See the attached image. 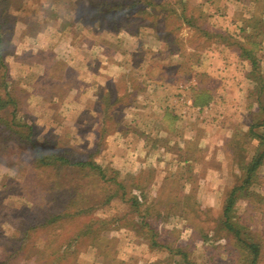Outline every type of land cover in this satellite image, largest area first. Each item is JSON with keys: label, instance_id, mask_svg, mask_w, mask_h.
Masks as SVG:
<instances>
[{"label": "rangeland", "instance_id": "374dc122", "mask_svg": "<svg viewBox=\"0 0 264 264\" xmlns=\"http://www.w3.org/2000/svg\"><path fill=\"white\" fill-rule=\"evenodd\" d=\"M87 1L2 0L0 21L10 45L0 91L7 85L17 97V120L32 124V138L69 155L85 158L91 152L107 177L124 187L76 167H35L25 142L28 130L23 144L17 143L20 134L9 128L5 109L0 111V214L7 220L2 230L9 233L24 216L43 219L75 200L78 207L94 208L84 217L57 221L66 235L92 215L121 219L119 228L104 232L93 246L83 240L76 264H90L92 253L105 264H120L118 256L125 254L148 258L149 228L174 250L156 247L158 264H185L178 248L191 264H241L244 254L224 225L223 210L261 147L252 133L264 134L263 15L247 20L244 11L232 9L242 24L230 26L214 7L222 0H155L166 4L153 10L138 5L116 26L92 18L101 25L95 30L77 16ZM151 21L155 26H140ZM249 41L258 43L260 64L254 70L239 55L243 43L253 46ZM150 69L153 78L146 74ZM128 83L143 89L130 103L128 95L116 102L108 117L99 105L100 89L110 85L121 96L126 87L132 89ZM163 95L171 97L169 124L143 123L146 116L161 115L150 108ZM102 119L109 125L101 133ZM232 218L261 243L259 264H264V162L236 198ZM47 241L46 233L38 245L48 251ZM39 262L30 258L27 264Z\"/></svg>", "mask_w": 264, "mask_h": 264}, {"label": "trees", "instance_id": "16d2710c", "mask_svg": "<svg viewBox=\"0 0 264 264\" xmlns=\"http://www.w3.org/2000/svg\"><path fill=\"white\" fill-rule=\"evenodd\" d=\"M4 1V0H3ZM2 0H0V3ZM88 4L82 5L81 9L77 11L78 19L84 17V23L90 29H101V25H95L91 20L92 18H96L101 24L103 19L112 20L117 25V21L123 15L130 13L133 8L138 5H142V7H138V10H153L156 7H164V4L160 1L155 0H132V1H122V0H88ZM89 3H93V9L90 11ZM88 5V6H87ZM6 15L10 16L6 9ZM91 13L89 17H87V13ZM182 16H184V8L182 9ZM187 18V17H185ZM190 25L193 23L187 19ZM143 24H153L155 26V21H151V23H140V26ZM120 26V25H119ZM117 26V27H119ZM116 27V28H117ZM112 30H116L113 28ZM7 31L3 28V24L0 21V80L7 79V63L4 60L5 54L8 52V47L10 45L9 37L6 35ZM249 44L253 45L247 46L245 43L241 45L240 48L243 50L239 53L241 57L248 60L253 68L256 69L260 60L256 55V50L258 49L257 41H249ZM151 69L147 70V75L149 78H153L151 74ZM4 83V82H3ZM6 84V83H5ZM129 85V83H128ZM127 85V86H128ZM130 91L128 87H126L123 95H118L117 90H114L110 85H108L107 90L100 89L99 94V105L102 109V112L108 117H111L110 108L116 104V102L123 99L125 95H128V100L132 102L135 98H137L138 93L143 89V87H137L134 85H129L131 88ZM209 96V94H208ZM259 97V96H258ZM207 92L203 93V101L207 100ZM18 99L12 94L11 90L5 86L3 88V93L0 91V111L5 109H10L11 121H9V128L11 130L15 129V132L20 134L19 139H17V143L23 144V140L21 137L24 136L23 132L25 129L28 130V134L26 135L27 139L26 147L30 149L32 152V164L41 169H54L56 171H61L62 167H76L80 170H88L94 174H97L100 179L104 182H108V180H113L115 184H121L115 180V177L108 178L105 168L98 164L95 160L92 159V153L90 152L85 158L68 154L67 150H60L61 147L57 145H50L47 143H39L35 138V133L33 132L32 124H29L25 121L17 120L18 118ZM262 110L264 112V105L262 106ZM264 124V119L262 121ZM109 123L107 119H102L100 132H104L106 126ZM254 127V125H253ZM251 126V129L253 128ZM19 128V129H17ZM24 129V130H23ZM253 136L257 137L259 143L261 145L257 154H255L251 161L247 163L245 166V177L243 183L235 186L229 194L228 199L226 200L223 215H224V225L225 227L232 233L234 236L237 245L243 251L244 257L243 262L241 264H259L262 259V245L259 241L254 239L251 235L246 232V229L243 225H240L232 218V212L234 208V204L236 198L239 196L240 192L246 189V187L251 183L252 178L256 174L258 168L264 162V134L261 133H252ZM102 134H100L101 138ZM25 144V143H24ZM262 148V149H261ZM116 184V185H117ZM122 187L123 184H121ZM133 203L135 205L138 204V200L133 197ZM109 200V199H108ZM77 201L70 200L64 209L59 210L55 213H48L45 215L43 219H33L32 221L28 218V216L22 217L23 220H20L17 223V226L12 229L11 232L5 233L1 226L2 223L6 220L5 213L0 214V264H27L30 258H35L36 260H40L38 264H76L78 262V258L80 254L83 252L78 246L82 244V241H89L88 246H93L96 244V241L103 237V233L108 230L117 229L120 227V224L117 223L121 219L119 218H102V217H89L88 220L85 221L81 227L77 229L71 230L72 234L66 235L64 234V230L60 229L59 226H55L57 221L68 218H77L78 216H85L89 210H93V205L90 207H78ZM21 218V219H22ZM144 222V218L142 219ZM112 223L110 226L109 224ZM145 225H148V221L144 222ZM122 226V225H121ZM42 228H44V233L42 232ZM151 233V239L149 242V246L151 248L156 247H165L169 249L171 252V247L160 244L156 237L154 236V232L151 228H149ZM46 233L48 236V247L49 250L45 247H39L38 241L40 237L46 238ZM65 236L64 239H60ZM58 241H56V239ZM63 240V241H62ZM46 242V241H45ZM54 244L53 246L51 244ZM34 248V253H31ZM177 253L181 254L182 258L185 260V264H191L190 259L188 258L187 252L182 248L176 249ZM46 253L47 255H42Z\"/></svg>", "mask_w": 264, "mask_h": 264}, {"label": "crops", "instance_id": "0c3cea01", "mask_svg": "<svg viewBox=\"0 0 264 264\" xmlns=\"http://www.w3.org/2000/svg\"><path fill=\"white\" fill-rule=\"evenodd\" d=\"M263 5L262 7L259 9V2L258 0H222L220 3L214 4L215 9L220 10L221 13L223 14L221 17L223 18V20L226 21V23L230 26L233 25H241L242 20H239V18L233 16V10L232 9H236L239 8L241 11L245 12V16L248 19V16H255V13L260 12L261 15H263V19H264V0H262ZM247 14V15H246ZM221 18V19H222ZM264 21V20H263ZM72 58L74 59V55H71L69 57L70 61L72 60ZM152 92V90L150 91ZM152 95V94H151ZM164 97H158L155 100V103H153V106H151V112L153 111H157L159 110L161 112V115H150L151 118H144L143 119V123L148 122L149 124L153 125L155 128H157L156 126H167L169 124V111H171V109L169 108L170 106V101H168V99L170 100L171 97H165V95H163ZM168 96V95H167ZM151 98H153V96H151ZM157 103V104H156ZM159 105V106H158ZM178 111H175L174 114H177ZM180 114V113H178ZM157 116V117H156ZM174 117L178 118L176 115H173ZM179 116H182L181 114ZM149 119V121H148ZM160 124V125H159ZM146 145H143V149H145ZM148 247V258H144V257H140L139 255H120L118 256V262H120V264H158V260L157 259V253H156V248H151L149 245ZM86 256L89 253H85ZM91 254V253H90ZM92 258L95 259H89V260H93L91 262H89L90 264H105L103 261H101V258L99 257V255H97L96 253H92Z\"/></svg>", "mask_w": 264, "mask_h": 264}]
</instances>
